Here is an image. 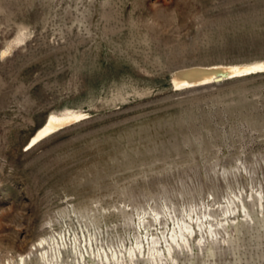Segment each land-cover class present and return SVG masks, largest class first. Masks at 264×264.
Here are the masks:
<instances>
[{
    "label": "rangeland",
    "instance_id": "rangeland-1",
    "mask_svg": "<svg viewBox=\"0 0 264 264\" xmlns=\"http://www.w3.org/2000/svg\"><path fill=\"white\" fill-rule=\"evenodd\" d=\"M262 59L264 0H0V264L41 238L97 264L212 208L227 234L193 222L191 249L157 264H264V69L171 85L183 65ZM67 110L85 116L29 145Z\"/></svg>",
    "mask_w": 264,
    "mask_h": 264
},
{
    "label": "bare ground",
    "instance_id": "bare-ground-1",
    "mask_svg": "<svg viewBox=\"0 0 264 264\" xmlns=\"http://www.w3.org/2000/svg\"><path fill=\"white\" fill-rule=\"evenodd\" d=\"M263 69L264 59L243 63L183 65L174 69L171 77V85L172 88H180L184 86L202 84L209 81H216L232 76L243 75ZM83 115V112L76 110H67L66 113L63 114H48L44 122L29 138V145L33 144L38 139L49 134L55 129L64 126L82 117ZM241 202L242 200H240V203ZM263 206V202H260V207L263 208ZM241 207L244 209V212H247L243 202L241 203ZM237 208L238 205L232 200L228 202L227 205L221 206L220 211L223 215L226 216L228 214V217H230L231 214L235 213ZM212 209L196 213L194 216L195 219L193 216L187 213L185 218L187 217L190 222L184 218H181L180 223H177V230H172V232L169 234V237H164V234L161 232L164 242L162 243L165 244V248H162V245L160 247L157 246L159 243L162 244L160 237H158V239L151 238V241L147 239V247L145 248L143 241L139 240L137 234L135 236V245L133 247L129 249L124 248V251L120 249L119 251L110 250L109 253L106 252V250H97L95 253L91 252L93 254V259L97 260V264H136V261L139 259V257H146L148 261H150V264H157L158 260L164 259L166 261L167 257H169L172 262L176 263L173 255L175 248H178L181 251H183L184 247L191 249L189 244V236L194 231L193 222L198 227L200 232L204 229V233L201 232V239H204V234L206 235V233H209L212 240L213 238L217 240V235L220 234V230L227 234V228L229 227L227 222L228 218L225 217L223 219H218L221 214L217 213V211H213ZM158 215H152V218L148 216L146 218L141 217L138 219V225L142 224L146 226H152V221H157ZM248 217H250V215L247 213L246 218ZM251 220L252 219L250 218V221ZM207 238L208 236H206V239ZM220 240H222V242L226 241L224 236H221ZM84 241L86 242V240ZM200 242L201 240H198V245H200ZM90 244L92 245L91 240ZM64 247L65 245L60 246L57 242H48L44 238H41L37 244L33 245V248L27 254H20L18 258L14 260L13 258L7 259V264H29L32 259L36 260L37 264H62L64 263L62 260V250ZM70 249L74 250V254H80L81 257H84L83 253L77 249L75 244L73 247L71 243ZM33 250L37 252V254H34Z\"/></svg>",
    "mask_w": 264,
    "mask_h": 264
}]
</instances>
